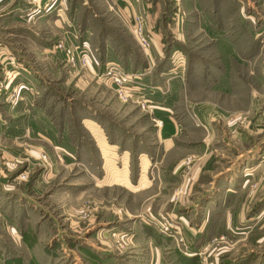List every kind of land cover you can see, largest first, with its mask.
Wrapping results in <instances>:
<instances>
[{
	"label": "rangeland",
	"instance_id": "1",
	"mask_svg": "<svg viewBox=\"0 0 264 264\" xmlns=\"http://www.w3.org/2000/svg\"><path fill=\"white\" fill-rule=\"evenodd\" d=\"M132 1L0 0V264H127L142 220L198 240L193 264H264V0ZM217 31L239 44L231 91L193 84L165 152L155 109L106 74L148 94L161 68L215 75Z\"/></svg>",
	"mask_w": 264,
	"mask_h": 264
},
{
	"label": "crops",
	"instance_id": "2",
	"mask_svg": "<svg viewBox=\"0 0 264 264\" xmlns=\"http://www.w3.org/2000/svg\"><path fill=\"white\" fill-rule=\"evenodd\" d=\"M132 0H129V3H131ZM133 2V1H132ZM218 45H219V51H220V68L219 65H217V74L215 75H205L202 77V80H199V78H196L197 80L189 81L185 79V73L182 68H176L174 66L173 68L167 69L161 68L158 74H154L152 80L149 79V83H153V85H156V87L163 88V92L158 91L156 87L153 89L154 94H149L148 98L152 102V106L155 109V115L159 121L162 122L161 129L158 130V140L161 145H164L165 152L169 151L171 152L174 148L171 147L177 140L176 138L179 136V130L178 126L176 125L175 119H179V116H183L181 109H189L190 103L187 100L192 99L191 93L192 85L195 86L206 84V79L210 77H213L214 79H217V84L223 89L221 92H228L231 91L232 87V80H233V67L232 65L239 66L241 57L238 53L237 47H239L237 44V41H233L231 39H227L225 37V33L223 32H215ZM154 49L153 51H156L159 53V56L164 59V53L159 52L158 48V41L157 37L154 35ZM256 38V37H255ZM257 39V38H256ZM258 44V42H257ZM260 45H262L260 43ZM263 46V45H262ZM264 47V46H263ZM161 54V55H160ZM238 54V55H237ZM163 55V56H162ZM159 58V57H158ZM230 68V70L228 69ZM26 70V69H25ZM255 72V71H254ZM252 74V73H251ZM255 75V74H253ZM166 83V84H164ZM228 86V87H226ZM189 104V105H188ZM201 107V105H199ZM198 106V107H199ZM205 106H202L201 108L204 109ZM25 108H29L34 112V109L32 106H26ZM207 109H211V107H205ZM180 110V111H179ZM167 111L174 112V116L171 117ZM179 112V113H178ZM185 112V111H184ZM34 114V113H33ZM176 114V115H175ZM207 114V113H206ZM200 118H205L206 115H202V113H199ZM40 114H37V118H40ZM173 118V119H172ZM15 119V118H14ZM29 122L32 123H38L39 125H36V128H43L44 123L36 122L37 120L32 119L31 114L27 118ZM186 121L187 115H186ZM14 122V121H13ZM32 125V124H31ZM17 126H14L12 128L14 130V133L17 132ZM47 127V126H46ZM1 128V126H0ZM167 148V151H166ZM105 156V155H104ZM145 175V174H144ZM142 181V178H141ZM3 185L0 182V191L2 189ZM149 187L147 185L142 186V190H147ZM153 203V202H152ZM172 208L168 207L165 209L166 211ZM164 211V210H162ZM144 215H142L143 217ZM147 216V215H146ZM145 219V218H144ZM145 220L139 221L140 228L136 230V238H135V247L139 249L137 252L132 253L128 255L127 264H178L176 257L181 255L182 259L185 261H195V257L201 256L202 252H205V249H202V244H197L198 240H196L194 243L192 242L191 238H187L185 242L186 247H188L187 250H184V252H187V255H184L183 250L177 247V245H173L168 243L169 241L165 240V238H161L160 234L157 233L150 225L146 224ZM144 226V228H143ZM153 230V233H150L147 229ZM190 243V244H188ZM193 243V244H192ZM204 248V247H203ZM183 252V254L181 253ZM171 254V256H169ZM197 262V261H196ZM102 264H120L119 260L114 258L113 256H110L109 254L106 255L105 259L102 261Z\"/></svg>",
	"mask_w": 264,
	"mask_h": 264
},
{
	"label": "built area",
	"instance_id": "3",
	"mask_svg": "<svg viewBox=\"0 0 264 264\" xmlns=\"http://www.w3.org/2000/svg\"><path fill=\"white\" fill-rule=\"evenodd\" d=\"M136 25H137V38L140 43V46L143 49H148L153 42L152 36L149 32H144L145 21L142 17L136 18ZM84 61H87V57H84ZM112 71V69H111ZM107 72V76L109 77L114 84H116V91L120 99L125 101H135L139 104L143 109L149 108L154 109L152 107V102L148 98V93L145 92V89L142 87L141 83L132 82L130 78L119 72L120 74H112V72ZM151 104V105H150ZM152 219L155 220L154 217ZM163 226V225H162ZM164 227V226H163ZM165 231H169V228L166 226L164 227Z\"/></svg>",
	"mask_w": 264,
	"mask_h": 264
},
{
	"label": "trees",
	"instance_id": "4",
	"mask_svg": "<svg viewBox=\"0 0 264 264\" xmlns=\"http://www.w3.org/2000/svg\"><path fill=\"white\" fill-rule=\"evenodd\" d=\"M194 262H195V261H192V260L190 261V263H192V264H193Z\"/></svg>",
	"mask_w": 264,
	"mask_h": 264
}]
</instances>
